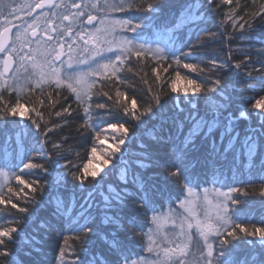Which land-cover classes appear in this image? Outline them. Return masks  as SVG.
<instances>
[{
  "label": "trees",
  "instance_id": "obj_1",
  "mask_svg": "<svg viewBox=\"0 0 264 264\" xmlns=\"http://www.w3.org/2000/svg\"><path fill=\"white\" fill-rule=\"evenodd\" d=\"M122 10L126 33L159 43L162 55L128 51L83 100L48 84L17 106L15 91H0V110L26 112L0 115V168L12 173L0 191V230L15 229L0 237V264H116L125 239L135 252L128 261L136 259L153 216L176 208L190 187L230 192L229 224L209 264H264L256 232L264 230V0H129ZM109 125L125 143L115 142L92 177ZM56 153L63 158L47 163ZM85 166L80 182L73 173L84 177ZM149 195L156 202L145 213Z\"/></svg>",
  "mask_w": 264,
  "mask_h": 264
},
{
  "label": "rangeland",
  "instance_id": "obj_2",
  "mask_svg": "<svg viewBox=\"0 0 264 264\" xmlns=\"http://www.w3.org/2000/svg\"><path fill=\"white\" fill-rule=\"evenodd\" d=\"M10 4L19 10L15 13V16H9L8 12L10 9H5L4 18L11 20L12 34L6 48L8 52H0V72H3L4 61L7 55H11L14 58V65L10 72L14 71L17 66L19 56H27L28 48H23L19 51V56L12 51L15 47L20 49V45L17 43L13 45L12 41L15 39V31L19 25L27 27L31 24L37 16H47L50 19L48 24V31H42L41 28H37V32L40 36L48 38L49 36H55L56 28L55 25L60 24V20L57 17L63 13L69 15V13H75L76 7L85 5L80 9L78 26L74 33H68L66 28H61L65 31V44L60 50L62 53L67 51V44L69 42H78L81 45V59H95L96 63L99 64L100 70L91 77L93 82L106 74H115L123 62L124 55L130 50H141L145 53L152 54L154 56H160L164 53L163 47L160 44L152 41H144L141 39H134L125 29L128 27V20L119 15L117 12H123L122 7L126 5L128 0H52L48 3L47 0H11ZM6 3L9 0H5ZM36 3H43L46 6L43 9H36ZM65 3L68 6V11L64 8H56L52 5H59ZM31 4V7H27ZM95 5V7H93ZM89 16L94 19L92 23H87L86 19ZM62 18V17H61ZM71 19V16H70ZM68 21H64V25H67ZM22 30V29H20ZM29 36H31V30H29ZM71 36V40L68 37ZM85 41H88L85 44ZM31 47V45H29ZM87 48L88 52L83 53V48ZM95 53V55H93ZM102 57V58H101ZM62 59L67 60L66 55H62ZM108 65L104 68L103 65ZM95 67V65H93ZM30 67V65H29ZM55 68L61 69L62 66L59 61H56ZM63 68H67V65H63ZM77 71H87V67L83 64ZM9 72V73H10ZM9 73L4 74L3 78H0V84L9 79ZM39 77H37L38 79ZM70 81L63 80L61 78V86H66ZM50 84L56 87L54 82ZM51 85V86H52ZM88 95V94H87ZM85 95L83 98H86ZM76 96V95H75ZM77 97V96H76ZM121 137V131L118 129L110 131L109 137L111 140L116 141L117 138ZM101 141L102 147L96 151L94 158L92 159L93 168L97 172L102 170L107 163V155L110 154L111 150L116 149L113 147L115 143H111L109 139ZM12 173L7 169L0 168V185H4L9 181ZM230 192L215 187H203L188 188L185 196L179 202L176 208L166 210L158 213L155 217H159L161 220V226L159 229V236L153 235L156 231L157 225L153 222L147 230V247L149 244L148 236L152 235L153 246L159 247L161 250L164 248L176 249L177 254L175 256L176 264H184L185 260L189 261L190 264H195L199 260V264H209L210 257L207 255L209 251V245L211 250L213 248V239L216 234L210 233L205 243L204 237L201 235V229L204 224L212 223L217 224L216 211L214 206L217 204H226L228 207V199ZM154 217V216H153ZM229 224V223H228ZM184 247L185 251L183 254L179 253V248ZM203 256V259H199ZM157 260L156 252H146L136 259L130 260L127 264H152ZM125 264V263H124Z\"/></svg>",
  "mask_w": 264,
  "mask_h": 264
},
{
  "label": "snow or ice",
  "instance_id": "obj_3",
  "mask_svg": "<svg viewBox=\"0 0 264 264\" xmlns=\"http://www.w3.org/2000/svg\"><path fill=\"white\" fill-rule=\"evenodd\" d=\"M46 5L43 3H36L35 8L36 9H43ZM56 8H64L65 11H68V6L65 3L59 4V5H52ZM27 7H31V4H28ZM76 7L75 13H69V15H64L61 13L57 19L60 20L59 25H55L56 28L55 36H49L48 38H44L39 35L37 32V28H41L42 31H48V24L50 23V19L47 16L41 17L37 16L36 19L31 23L28 24L27 27H23V25H19L17 30L15 31V39L12 41L13 45H16L17 43L20 45V49H17L15 47L12 48V51L19 56V51L23 48H28V54L27 56H19V60L17 61V66L15 67L14 71L9 73V79L4 81L2 84H0V91H8L12 90L17 93V100L16 104L19 105V98L20 96L27 90L31 91L33 86L39 87L41 89V92H43L44 87L48 85L51 82H54L56 87H61V78L66 81H70V83L67 85L68 88L77 96L78 100H83V97L87 95L91 88H92V82L91 77L97 73L100 70V65L96 63L95 59H81V45L76 43L69 42L67 44V51L61 52L58 49H62L65 44V31L61 28L67 29L68 33H74L75 29L80 26L79 21V12L80 9L85 7V5L80 6H74ZM95 7V5H93ZM5 9H10L11 11L8 12L9 16H15V13L19 10L18 8L13 7L12 4L6 3L5 0H0V52H8L9 49L5 47V45L8 43V35L13 29L9 27V25L12 24L11 20L5 19ZM71 16V19H70ZM62 17V18H61ZM92 20V17L89 16V21ZM64 21H68L67 25H64ZM129 26L131 25V22H125ZM243 27V25H241ZM22 29V30H20ZM29 30H31V36H29ZM68 40H71V36L68 37ZM88 41H85V44H87ZM31 45V47H29ZM88 49L85 47L83 48V53H87ZM139 54V53H138ZM62 55L67 56V60L62 59ZM95 55V53L93 54ZM102 58V57H101ZM56 61H59L62 68L57 69L54 67ZM179 62V61H177ZM67 65V68H63V65ZM83 64L87 67V71H77V69L80 68V65ZM30 65V67H29ZM95 65V67L93 66ZM12 67L11 64V58H8L4 61V69L7 71L9 68ZM104 68H107L108 65H103ZM185 68H193L192 64H185ZM240 65L237 64V68H239ZM4 72H0V78H3ZM37 77H39L37 79ZM190 84L193 85V92H198L201 89V85L197 84L194 80L188 81ZM219 84V81L217 82ZM187 91V89H185ZM117 95H120V93H117ZM43 103V101H41ZM259 103V102H258ZM97 108H104V104H98L96 106ZM256 107V105H254ZM63 111L67 113L69 110L67 108H64ZM10 113L12 116H16L19 114V116L24 117L26 116V112L19 111L18 113V107L14 106L8 109V112L5 113L2 110H0V115H7ZM37 115L39 116L40 113L37 112ZM57 116H60L61 113L57 112ZM34 123H36L34 121ZM39 126V124L37 125ZM109 127H113V125H109ZM121 127H123L121 125ZM121 144L124 143V141H120ZM117 151H119V145H117ZM56 157H61L62 153H56L50 160L47 161V163L51 160H55ZM33 166L31 164H25L24 168L26 170H30ZM70 168L71 166H66ZM47 170V169H45ZM24 174V173H22ZM87 175L89 173L87 172V166H85V176L81 177L78 172H74L73 176L75 179L79 180L80 182H84ZM90 175L92 177L97 176V171L93 170ZM17 180H20V176L16 177ZM23 183V181H20ZM4 185H0V191H2ZM11 191V189H9ZM233 191H238L237 189H233ZM226 199H228L227 194H224ZM155 199L152 195H149L146 202H142L143 205V211L146 213L149 210H152L151 205L155 203ZM15 207V205H13ZM216 211V220L217 224L212 223H206L203 225L201 229V235L205 239V243L207 242L208 236L210 233H215L217 237L222 235L223 231L227 230L229 219L227 216L228 207L226 204H217L214 206ZM140 209V208H138ZM141 210V209H140ZM20 211H25V209H20ZM136 211V214L139 215V211ZM153 222L157 225L156 231L153 233V235L159 236V229L161 226V220L159 217H153ZM133 225V228L142 226V221L140 220H134L129 221ZM238 227V225H237ZM244 231V229H241ZM15 231V229L12 228H4L3 230H0V237H10L11 234ZM84 233H87L90 231L88 228L82 229ZM256 232H259L261 237H264V230L257 229ZM256 232H249L248 235H256ZM227 235L229 237L234 236V233L231 231H228ZM149 244L146 248V251L149 253L156 252L157 260L152 262V264H176L175 256L177 254L176 249H169L164 248L160 249L159 247L153 246V239L152 235L148 236ZM226 242V240H222ZM4 241L0 239V244H3ZM118 246L116 248V253L118 254L116 256V264H120V260L123 259L125 264H127L128 259L131 255H134V247L131 244V241L128 239L120 240L117 242ZM209 251L207 255L209 257L213 256L214 253L211 250V245L208 246ZM185 251L184 247L179 248V253L183 254ZM199 259H203V256H201ZM147 264V262H145ZM184 264H190L189 261L185 260ZM195 264H199V260L195 262Z\"/></svg>",
  "mask_w": 264,
  "mask_h": 264
},
{
  "label": "bare ground",
  "instance_id": "obj_4",
  "mask_svg": "<svg viewBox=\"0 0 264 264\" xmlns=\"http://www.w3.org/2000/svg\"><path fill=\"white\" fill-rule=\"evenodd\" d=\"M155 43H157V42H155ZM158 44H159V43H158ZM97 79H98V78H97ZM97 79H96V80H97ZM96 80H95V81H96ZM95 81H94V82H95ZM94 82H93V83H94ZM49 84H50V83H49ZM50 85H52V84H50ZM52 86H54V85H52ZM33 87H35V86H33ZM115 129L117 130L116 126H113V127H109V126H108V131H106L105 134H104V136L100 139V144H103L102 142L105 141V139H107V138L109 137L110 131L112 132V130H115ZM108 139H109V141H111L112 144L115 143V142L120 143V141H124V143H125V139H120V140H118L119 138H117L116 141L111 140V138H108ZM101 141H102V142H101ZM124 143H123V144L120 143V145H124ZM104 169H105V167H104L102 170H100V171H103Z\"/></svg>",
  "mask_w": 264,
  "mask_h": 264
},
{
  "label": "water",
  "instance_id": "obj_5",
  "mask_svg": "<svg viewBox=\"0 0 264 264\" xmlns=\"http://www.w3.org/2000/svg\"><path fill=\"white\" fill-rule=\"evenodd\" d=\"M48 1H49V3L52 2V0H48ZM9 70H10V68L7 71H5V69H4V73L7 74L9 72Z\"/></svg>",
  "mask_w": 264,
  "mask_h": 264
},
{
  "label": "flooded vegetation",
  "instance_id": "obj_6",
  "mask_svg": "<svg viewBox=\"0 0 264 264\" xmlns=\"http://www.w3.org/2000/svg\"><path fill=\"white\" fill-rule=\"evenodd\" d=\"M94 19H95V18H94ZM94 19H92V22L94 21ZM92 22H91V23H92Z\"/></svg>",
  "mask_w": 264,
  "mask_h": 264
}]
</instances>
